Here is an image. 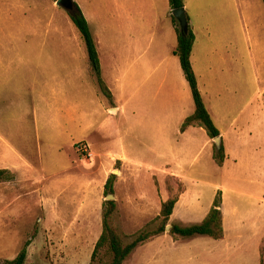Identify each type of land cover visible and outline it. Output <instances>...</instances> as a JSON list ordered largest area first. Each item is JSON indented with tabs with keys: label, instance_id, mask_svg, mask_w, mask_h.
I'll return each instance as SVG.
<instances>
[{
	"label": "rangeland",
	"instance_id": "obj_1",
	"mask_svg": "<svg viewBox=\"0 0 264 264\" xmlns=\"http://www.w3.org/2000/svg\"><path fill=\"white\" fill-rule=\"evenodd\" d=\"M73 1L90 26L113 102L102 94L67 10L53 0H0V170L14 176L0 182V264L15 260L26 243L25 264H90L115 172V220L130 244L160 224V168L173 166L174 152L192 150L185 172L202 169L204 180L222 181L231 168L209 175L218 166L214 140L211 151L206 138L180 132L195 106L173 55L182 29L169 0ZM183 2L198 88L226 132L264 99V3ZM117 105L122 110L112 113ZM166 183L175 195L177 181ZM160 246L151 239L124 264H187L178 250Z\"/></svg>",
	"mask_w": 264,
	"mask_h": 264
},
{
	"label": "crops",
	"instance_id": "obj_2",
	"mask_svg": "<svg viewBox=\"0 0 264 264\" xmlns=\"http://www.w3.org/2000/svg\"><path fill=\"white\" fill-rule=\"evenodd\" d=\"M113 109L119 114L122 107L117 105ZM244 111L243 108L241 115ZM187 117L189 116L183 118V122ZM219 132L224 142L226 160L223 166L214 167L212 172L210 170L209 175L228 170L227 164L231 163V168L226 171L224 179L204 180L197 176L202 169L187 174L185 167H192L194 164L195 155L190 153L193 151L171 152L173 166L166 164L160 168L165 178L157 215L160 214L163 202L170 197L166 183L169 178L183 186L170 218L171 225L187 226L201 223L210 212L216 195L221 192L224 239L214 240L216 243L213 245L203 239L209 237L176 241L166 234L154 238L153 241L161 242L162 251L165 249L174 253L178 250L183 263L187 264H261V247L264 240V99L253 106L249 118L234 120L226 132L221 130ZM181 134L191 140H197L198 136L206 138L207 148L212 151L211 139L203 128L190 127ZM136 212L142 213L146 210L137 209Z\"/></svg>",
	"mask_w": 264,
	"mask_h": 264
},
{
	"label": "trees",
	"instance_id": "obj_3",
	"mask_svg": "<svg viewBox=\"0 0 264 264\" xmlns=\"http://www.w3.org/2000/svg\"><path fill=\"white\" fill-rule=\"evenodd\" d=\"M53 1L56 2L58 0ZM169 4L172 10L184 7L183 0H169ZM75 8L76 10L73 13H70L72 23L77 28L79 34L81 35V38L83 39L87 47L90 64L102 94L111 102H113V94L102 77L101 62L95 41L90 30V26L76 3ZM177 38L178 44L173 54L180 60L182 70L190 86L193 101L195 104L194 113L185 119L180 130L183 133L190 127H200L207 132V135L211 140H214L220 137V132L207 110L203 97L199 91L198 82L191 65V54L195 40L194 35L190 29H188V31L178 30ZM213 158L219 166H223L226 160V154L223 145L218 148L217 145L214 144ZM13 179L14 176L8 170H0V182L12 181ZM115 179L116 176L112 175L107 181V184L105 186L107 196L115 194ZM169 179L171 180V178ZM177 184L179 189L177 190L178 192L174 195L172 193L173 188L169 187L167 183V189L170 193V197L166 202H163L161 206L160 214L157 217V220L160 221L159 226L154 230L142 231L130 244H124L120 229L115 220V216L116 214H118L117 202L106 201L104 203L102 234L95 245L90 264H124L137 248L146 244L151 239L161 237L166 234H169L176 241L189 240L195 237H209L216 241L223 240L225 237V233L223 228V213L221 211V192H218V194L216 195L210 212L201 223L191 224L187 226L172 224V228L169 232H167V227L171 224L170 218L178 202L179 194L183 191L182 184H179L178 182ZM28 246L29 243H26L17 258L13 261H8L7 264H25L28 253ZM262 247L261 251L263 250ZM261 264H263L262 254Z\"/></svg>",
	"mask_w": 264,
	"mask_h": 264
},
{
	"label": "water",
	"instance_id": "obj_4",
	"mask_svg": "<svg viewBox=\"0 0 264 264\" xmlns=\"http://www.w3.org/2000/svg\"><path fill=\"white\" fill-rule=\"evenodd\" d=\"M56 4H57L58 7L64 8L69 13H73L76 10L75 3H74L73 0H58V1H56ZM172 15L178 21V23L180 25V28L183 31H188L189 22H188L187 13H186L184 7L173 10L172 11ZM110 111H112V113L116 112L115 109H111ZM214 142L217 145V147L219 148L220 145H221V138L218 137V138L214 139ZM116 174H118V173L115 172L114 175H116ZM114 200H115L114 195L107 196V201H114ZM171 228H172L171 225L168 226L167 227V232H169Z\"/></svg>",
	"mask_w": 264,
	"mask_h": 264
},
{
	"label": "bare ground",
	"instance_id": "obj_5",
	"mask_svg": "<svg viewBox=\"0 0 264 264\" xmlns=\"http://www.w3.org/2000/svg\"><path fill=\"white\" fill-rule=\"evenodd\" d=\"M118 173V172H117Z\"/></svg>",
	"mask_w": 264,
	"mask_h": 264
}]
</instances>
